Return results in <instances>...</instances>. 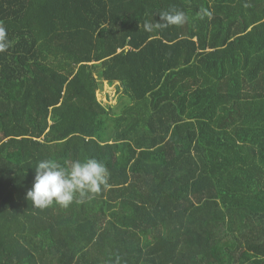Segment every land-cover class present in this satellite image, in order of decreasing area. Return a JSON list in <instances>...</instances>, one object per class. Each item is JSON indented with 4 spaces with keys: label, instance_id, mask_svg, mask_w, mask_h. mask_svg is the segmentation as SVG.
Returning a JSON list of instances; mask_svg holds the SVG:
<instances>
[{
    "label": "trees",
    "instance_id": "16d2710c",
    "mask_svg": "<svg viewBox=\"0 0 264 264\" xmlns=\"http://www.w3.org/2000/svg\"><path fill=\"white\" fill-rule=\"evenodd\" d=\"M0 25V264H264V0H0ZM89 158L99 195L27 199L39 161Z\"/></svg>",
    "mask_w": 264,
    "mask_h": 264
},
{
    "label": "clouds",
    "instance_id": "9594fccd",
    "mask_svg": "<svg viewBox=\"0 0 264 264\" xmlns=\"http://www.w3.org/2000/svg\"><path fill=\"white\" fill-rule=\"evenodd\" d=\"M161 22H145L143 28L181 26L187 17L183 11L172 9L160 14ZM11 45L7 30L0 25V53ZM110 173L106 165L95 158L76 160L64 166L54 159H44L35 166L34 184L27 192V199L34 207L46 208L57 204L63 208L72 203H83L85 198L99 195L109 187ZM119 264V258H117Z\"/></svg>",
    "mask_w": 264,
    "mask_h": 264
},
{
    "label": "rangeland",
    "instance_id": "374dc122",
    "mask_svg": "<svg viewBox=\"0 0 264 264\" xmlns=\"http://www.w3.org/2000/svg\"><path fill=\"white\" fill-rule=\"evenodd\" d=\"M115 94H116L115 85L109 86L105 83L103 89L97 92V98L99 101H108V102L114 101V105H115V99H114Z\"/></svg>",
    "mask_w": 264,
    "mask_h": 264
},
{
    "label": "crops",
    "instance_id": "0c3cea01",
    "mask_svg": "<svg viewBox=\"0 0 264 264\" xmlns=\"http://www.w3.org/2000/svg\"><path fill=\"white\" fill-rule=\"evenodd\" d=\"M114 85H115V87H116L117 83H115ZM114 98H115V105H116V104H117V97H116V94H115ZM110 103L112 104V106H114V101H110Z\"/></svg>",
    "mask_w": 264,
    "mask_h": 264
}]
</instances>
